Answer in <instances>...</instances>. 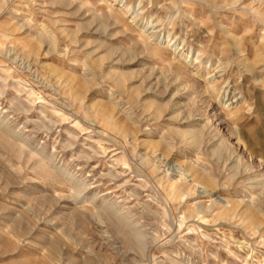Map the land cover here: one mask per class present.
Returning <instances> with one entry per match:
<instances>
[{
    "label": "rangeland",
    "instance_id": "rangeland-1",
    "mask_svg": "<svg viewBox=\"0 0 264 264\" xmlns=\"http://www.w3.org/2000/svg\"><path fill=\"white\" fill-rule=\"evenodd\" d=\"M0 264H264V0H0Z\"/></svg>",
    "mask_w": 264,
    "mask_h": 264
}]
</instances>
